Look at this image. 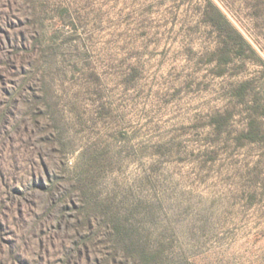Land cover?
Returning a JSON list of instances; mask_svg holds the SVG:
<instances>
[{"label":"rangeland","instance_id":"1","mask_svg":"<svg viewBox=\"0 0 264 264\" xmlns=\"http://www.w3.org/2000/svg\"><path fill=\"white\" fill-rule=\"evenodd\" d=\"M147 258L264 264V0H0V264Z\"/></svg>","mask_w":264,"mask_h":264},{"label":"trees","instance_id":"2","mask_svg":"<svg viewBox=\"0 0 264 264\" xmlns=\"http://www.w3.org/2000/svg\"><path fill=\"white\" fill-rule=\"evenodd\" d=\"M217 18L219 20H221L222 22H224V24L229 26V23L227 21V19L224 17V15L221 13L220 10H217ZM234 30V29H233ZM234 32L237 33V31L234 30ZM114 235L117 237V239H119L120 237H122V235L120 234V230L118 226H115V232ZM123 238V237H122ZM129 248V247H128ZM144 256V255H143ZM144 264H150V260H148V258L146 259V262Z\"/></svg>","mask_w":264,"mask_h":264}]
</instances>
